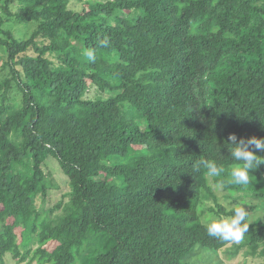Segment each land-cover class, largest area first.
I'll return each instance as SVG.
<instances>
[{"label": "trees", "instance_id": "trees-1", "mask_svg": "<svg viewBox=\"0 0 264 264\" xmlns=\"http://www.w3.org/2000/svg\"><path fill=\"white\" fill-rule=\"evenodd\" d=\"M0 60V264H264V164L212 191L229 135L264 137V0H0ZM241 204L240 244L208 236Z\"/></svg>", "mask_w": 264, "mask_h": 264}, {"label": "clouds", "instance_id": "clouds-1", "mask_svg": "<svg viewBox=\"0 0 264 264\" xmlns=\"http://www.w3.org/2000/svg\"><path fill=\"white\" fill-rule=\"evenodd\" d=\"M85 55L89 60L94 59L91 51L85 52ZM228 140L231 142L230 157L236 162V166L231 170L230 179H220L215 182V186L224 188L226 185L247 186L252 184L255 177L250 173L264 164V159H262L264 156L256 154L264 152V137L258 139L253 136L237 142V137L230 134ZM201 166L206 170V175L209 178L220 177L224 172V168L215 161H200L197 170ZM253 222L248 206L241 204L234 207L231 215L210 217L204 222V226L208 236L240 244L245 239L249 225Z\"/></svg>", "mask_w": 264, "mask_h": 264}, {"label": "rangeland", "instance_id": "rangeland-1", "mask_svg": "<svg viewBox=\"0 0 264 264\" xmlns=\"http://www.w3.org/2000/svg\"><path fill=\"white\" fill-rule=\"evenodd\" d=\"M17 6L12 7V11L17 10ZM77 10H79V7H77ZM4 29L10 30L14 37L21 40L26 39L29 37V35L33 32L35 26L34 25H22V24H15L12 22L5 23L3 26ZM2 61L0 60V77L2 74ZM95 94V90L92 89L90 91V95ZM143 128V124H140ZM45 171L50 173V177L53 180V183L56 185L55 188H51L48 195V201L45 202L46 207H52L55 203H57L59 200H61L62 195L65 194L68 191V183L66 180V177L59 171L58 165L54 159H48L44 165ZM212 191L214 194V197L217 198L216 203L222 206L224 209H230L233 207V203L228 200L225 196L226 192H224L221 188H217L216 186H212ZM206 205L208 207H212L214 205L213 198H209L206 201ZM218 258L212 263V264H260L261 261L257 258L252 257H245L244 255H241V253L234 257L233 259L226 260L224 258V252H219ZM204 263L201 259V257H196L193 259L192 264H202ZM5 264H16L13 260H11L9 257L6 258Z\"/></svg>", "mask_w": 264, "mask_h": 264}]
</instances>
